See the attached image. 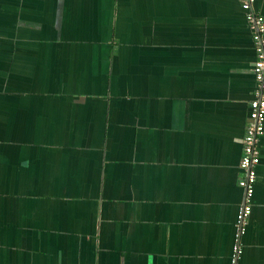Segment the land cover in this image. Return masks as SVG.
<instances>
[{"label": "crops", "instance_id": "crops-1", "mask_svg": "<svg viewBox=\"0 0 264 264\" xmlns=\"http://www.w3.org/2000/svg\"><path fill=\"white\" fill-rule=\"evenodd\" d=\"M254 61L239 0H0V264H230Z\"/></svg>", "mask_w": 264, "mask_h": 264}, {"label": "built area", "instance_id": "built-area-1", "mask_svg": "<svg viewBox=\"0 0 264 264\" xmlns=\"http://www.w3.org/2000/svg\"><path fill=\"white\" fill-rule=\"evenodd\" d=\"M240 8L245 15L251 31L255 61L252 74L256 88L254 98L249 103L248 123L242 138V155L239 170L243 174L238 185L242 188L244 199L236 215L235 243L232 248L230 264H239L240 245L238 238L244 233L247 219L251 212V199L256 181L255 168L259 164V140L264 135V17L255 12V0H239Z\"/></svg>", "mask_w": 264, "mask_h": 264}]
</instances>
